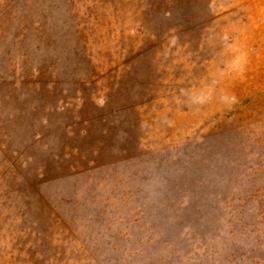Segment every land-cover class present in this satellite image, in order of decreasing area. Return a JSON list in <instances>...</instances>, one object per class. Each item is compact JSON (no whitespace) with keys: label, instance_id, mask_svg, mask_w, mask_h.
Masks as SVG:
<instances>
[{"label":"rangeland","instance_id":"obj_1","mask_svg":"<svg viewBox=\"0 0 264 264\" xmlns=\"http://www.w3.org/2000/svg\"><path fill=\"white\" fill-rule=\"evenodd\" d=\"M0 264H264V0H0Z\"/></svg>","mask_w":264,"mask_h":264}]
</instances>
